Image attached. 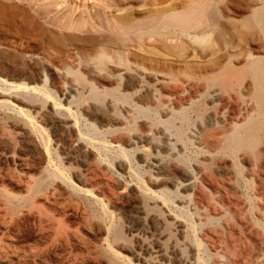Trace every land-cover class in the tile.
<instances>
[{"label":"rangeland","instance_id":"1","mask_svg":"<svg viewBox=\"0 0 264 264\" xmlns=\"http://www.w3.org/2000/svg\"><path fill=\"white\" fill-rule=\"evenodd\" d=\"M13 1L0 0L10 5L7 11L0 5V78L23 60L41 68L40 79L17 68L6 81L20 85L11 94L33 106L24 108L48 146L22 116L0 105V264H125L112 251L132 264H196V249L205 264H264V127L249 148L236 142L257 115L249 66L264 58V40L251 17L263 0H215L225 12L218 9L220 25L200 43L175 33L170 19L141 15L144 34L129 32L123 48L102 45L94 40L100 33L80 30L78 21L65 30L69 0ZM94 1L72 3L80 9ZM75 6L77 18L83 7ZM34 86L47 96L25 91ZM54 117L64 127L53 125ZM40 151L52 160L48 170ZM129 164L150 194L126 171ZM52 167L67 175L69 186L51 176ZM185 170L195 177L190 188H180ZM158 193L169 196L173 212ZM179 209L189 213L194 230L179 232V224L186 226Z\"/></svg>","mask_w":264,"mask_h":264},{"label":"bare ground","instance_id":"2","mask_svg":"<svg viewBox=\"0 0 264 264\" xmlns=\"http://www.w3.org/2000/svg\"><path fill=\"white\" fill-rule=\"evenodd\" d=\"M13 1V0H12ZM32 1V0H31ZM83 2V0H80ZM88 1V0H87ZM93 1V0H92ZM97 2H95L96 4L93 5V4H90L92 6H89V4L87 6L84 7V4L85 3H82L80 9L83 7V9H79L78 7H76L74 5V3L76 4L75 0H69V2H71V5L75 6L76 8H78L79 10V13L77 12L78 14V17L77 18H74V14H75V8L73 6H71V9H69V16L66 18V21H65V25L66 26V29L67 31H69L68 29H70L71 31V28L73 27V24H74V21H78L79 22V25L81 24L82 27H80L79 29L83 31H86V32H90V28L94 29V31H97L99 32L100 34L99 37H94V40L95 38L97 39L98 42H101L102 45H109L110 47H116V48H123L124 44H123V39L124 37H126V35L129 33V32H132L133 31V34L135 35V37H141V34H144L143 31H141L142 29L140 28L142 26V23L140 24V19L139 17L142 15H144L143 17H141V20L143 18H145L146 20L148 19H151L153 21H157L156 19H160V18H164L167 20H171L173 23H172V28L174 26V28H177L176 31H174L175 33L177 32L179 35H183L184 37L188 38L192 43H198L200 41V39L204 38V37H208L210 36L212 33H214V30L217 29L218 25L219 24V12H218V9L221 7H219L217 9V7L215 6L214 3H216L217 1L215 0H172V2H170L166 6H163L161 8H157L155 7L156 4H160L162 3L163 1L165 0H96ZM14 2V1H13ZM74 2V3H72ZM93 2V3H94ZM10 3V2H9ZM12 3V2H11ZM33 3V2H32ZM57 3V2H56ZM78 3V2H77ZM141 3H143L141 5ZM220 3V2H218ZM27 4V3H26ZM252 4V3H251ZM1 7L4 9V10H8L10 8V5L7 3V5L3 2L2 4L0 3ZM16 5V3H15ZM14 3L12 6H15ZM18 5V4H17ZM16 5V6H17ZM21 5V3H20ZM23 5V4H22ZM219 5V4H217ZM244 5V4H243ZM19 6V5H18ZM26 6L27 5H23ZM28 6H29V3H28ZM154 6V7H153ZM22 7V6H21ZM31 7V6H29ZM28 7V9H30ZM225 7V6H223ZM249 7V6H248ZM247 7V8H248ZM20 8V7H19ZM32 9V8H31ZM47 9V8H46ZM45 9V11H46ZM54 9V8H53ZM67 9V10H68ZM242 9V8H241ZM22 10V9H21ZM65 10V9H64ZM220 10V9H219ZM222 10V9H221ZM220 10V11H221ZM248 10V9H247ZM23 11V10H22ZM26 11V9H25ZM24 11V13H25ZM28 11V10H27ZM44 11V10H43ZM223 11V10H222ZM221 11V13H222ZM242 11V10H241ZM240 11V12H241ZM244 11V10H243ZM14 12V11H13ZM29 12V11H28ZM35 12V11H34ZM55 12V11H54ZM63 12H67V11H63ZM68 12V13H69ZM225 12V11H223ZM239 12V13H240ZM74 13V14H73ZM223 14V13H222ZM238 14V13H237ZM49 16V15H48ZM53 16V15H52ZM6 18V17H5ZM70 19V21H69ZM163 19V20H164ZM252 22L254 24V26H256L259 31H261L262 33V37H263V40H264V0H263V3H262V6L260 4V7L257 8L254 13L252 14ZM6 20V19H5ZM150 20V21H151ZM9 22V21H8ZM154 23V24H153ZM151 25L149 23H147L149 26V28H151L152 30H154V28L157 27L156 23L153 22ZM169 23V22H168ZM223 23V22H222ZM11 24V23H10ZM76 24V22H75ZM146 24V25H147ZM158 24V23H157ZM226 24V23H225ZM224 24V25H225ZM64 25V26H65ZM144 25V24H143ZM224 25H222L223 27H225ZM62 26V27H61ZM78 26V25H76ZM75 26V27H76ZM169 25H161V28L163 29H166L167 27H169ZM44 27V26H43ZM60 29L63 28V25H59ZM97 27V28H96ZM228 28L230 26H227ZM68 28V29H67ZM77 28V27H76ZM75 28V30H76ZM170 28V27H169ZM221 28V27H220ZM52 29V28H51ZM162 29V30H163ZM168 29V28H167ZM232 29V28H231ZM74 30V28H73ZM45 31V30H44ZM60 32H62L61 30H59ZM165 31V30H164ZM226 31V30H225ZM79 31H77L78 33ZM82 32V31H81ZM80 32V33H81ZM220 34L222 32V30H219ZM224 32V30H223ZM227 32V31H226ZM234 32V31H233ZM89 34V33H88ZM97 34V33H96ZM235 34V33H234ZM255 34V33H254ZM71 35V33H70ZM73 35V34H72ZM83 35V33H82ZM85 35V34H84ZM94 35V34H93ZM233 35V34H232ZM61 36V35H59ZM65 36V35H64ZM89 36V35H88ZM230 36V35H229ZM82 37V36H81ZM80 37V38H81ZM217 37V36H216ZM240 37V36H238ZM58 38V37H56ZM69 38V37H67ZM92 38V37H91ZM93 39V38H92ZM175 39V38H174ZM240 39V38H239ZM242 39V38H241ZM252 39V38H251ZM81 41V40H80ZM125 41V40H124ZM152 41V40H151ZM160 41V40H159ZM126 42V41H125ZM130 42V41H129ZM138 42V41H137ZM145 42V41H144ZM161 42V41H160ZM166 42V41H165ZM94 43V42H93ZM100 43V44H101ZM175 43V42H174ZM173 43V44H174ZM200 43V42H199ZM234 43V42H233ZM148 44V43H147ZM176 44V43H175ZM174 44V45H175ZM264 44V43H262ZM261 44V46H262ZM84 45V44H83ZM101 45V46H102ZM164 45V44H163ZM172 45V44H171ZM180 46V45H179ZM190 46V45H189ZM235 46H237L235 44ZM108 47V46H107ZM187 47V46H186ZM199 47V46H198ZM264 47V45H263ZM105 48V47H104ZM170 48V47H169ZM178 48V47H177ZM203 48V47H202ZM239 48V46H238ZM249 48V47H248ZM109 49V48H108ZM127 49V48H126ZM152 49V48H151ZM149 49V50H151ZM124 50V49H123ZM131 50V49H130ZM164 50V49H163ZM168 50V49H167ZM172 51V49H170ZM249 50V49H248ZM61 51V50H60ZM161 51V50H160ZM181 51V50H180ZM197 51V50H196ZM167 52V51H166ZM218 52V50H217ZM171 53V52H170ZM183 53V52H182ZM243 53V52H242ZM150 54V53H149ZM157 54V53H156ZM169 54V53H168ZM172 54V53H171ZM181 54V53H180ZM203 54V53H202ZM223 54V53H222ZM104 55V53H103ZM209 55V54H208ZM219 55V54H218ZM225 55V54H224ZM132 56V55H131ZM169 56V55H168ZM222 56V55H221ZM220 56V57H221ZM233 56V55H232ZM262 56V55H261ZM151 57V56H150ZM156 57V56H155ZM176 57V56H175ZM215 57V56H213ZM264 57V56H263ZM161 58V57H160ZM207 58V57H206ZM224 58V57H223ZM242 58V57H241ZM15 59V58H14ZM179 59V58H178ZM186 59V58H185ZM203 59V58H202ZM225 59V58H224ZM176 60V59H175ZM34 61V60H33ZM33 61H30L29 64L26 63V61L24 62V60L22 61L21 64V67L20 66H16V65H13V69L12 71L10 70L11 73L8 74L5 73L6 75L8 76H11V75H14V72L13 70H17V68L21 69L20 71H23V73H27L26 76L27 77H31L33 74L32 73H35L34 75H36V77L38 79L42 78V72H41V68H39L36 63H34ZM196 61V60H195ZM16 62V61H15ZM96 62V61H95ZM1 63V62H0ZM8 63V62H7ZM26 63V64H25ZM30 63L33 65H30ZM85 63V62H84ZM20 64H17V65H20ZM69 64V63H68ZM26 65H29L28 67H26ZM195 68V67H194ZM202 68V67H201ZM3 68H0V72H2ZM117 69V68H116ZM217 69V67H216ZM228 69V68H227ZM249 69L250 71H253L254 72V81H255V95H256V98H257V104H258V108H257V115L252 118L251 120L248 121V123L245 125V127L242 129V131L239 133L238 135V138L236 139V142H237V147L238 149L241 148V149H245V148H249L253 142L255 141V138H256V134L258 133L259 130L262 129V127H264V58H261L260 60L252 63L250 66H249ZM259 69V70H258ZM196 70V69H195ZM204 70V69H203ZM202 70V71H203ZM212 70V69H211ZM219 70V69H218ZM5 71V70H4ZM33 71V72H31ZM201 71V70H200ZM213 71V70H212ZM150 72V71H149ZM204 72V71H203ZM17 73V72H16ZM22 73V75H23ZM11 74V75H10ZM20 74V73H19ZM157 74V73H156ZM4 75L6 78H0V105H3L5 106L6 108H8L9 110H13V112L15 111L18 115L22 116V118L25 119V121L27 122V124L32 128L34 129L35 131H37L40 135V133L43 135V130L42 128L40 129V127L35 124L33 122V118L32 116L30 115V111L25 109L27 107H30L32 108L33 106H31L29 103H27V101L25 99H23V97H19L18 95L17 96H13L11 93V91H13L12 89H21L20 88V85H16V84H8L6 79H7V76ZM252 75V74H251ZM104 76V75H103ZM231 76V75H230ZM229 76V77H230ZM23 77H25L23 75ZM29 77V78H30ZM55 77V76H54ZM98 77V76H97ZM105 77V76H104ZM133 77V76H132ZM191 77H192V74H191ZM233 77V75H232ZM96 78V77H94ZM108 78V77H107ZM37 79V80H38ZM137 79V78H136ZM174 79H175V76H174ZM228 79V78H227ZM59 80V79H58ZM106 80V79H105ZM129 80V79H128ZM159 80V79H158ZM95 82V81H94ZM155 82V81H154ZM185 82V81H184ZM12 83V82H11ZM34 83V82H33ZM101 83V82H100ZM183 83V82H182ZM132 84V83H131ZM130 84V85H131ZM201 84V83H200ZM72 85V84H71ZM204 85V84H203ZM39 86V85H38ZM133 86V85H132ZM194 86V85H193ZM23 87V86H22ZM35 87V86H34ZM32 87L31 89H26L25 91L29 90V91H41L43 92L42 90L40 89H37L36 87L34 88ZM26 88V87H24ZM28 88V87H27ZM55 88H57L55 86ZM146 88V87H144ZM202 88V87H201ZM18 89V90H19ZM23 89V88H22ZM60 89V88H59ZM178 89V88H177ZM196 89V88H195ZM181 90V89H180ZM188 91V90H187ZM88 92V91H87ZM148 92V91H147ZM163 92V91H162ZM34 93V92H33ZM41 94V93H40ZM44 94V96L47 94L45 92L42 93V95ZM169 94V93H168ZM189 94V93H188ZM39 95V94H37ZM146 95V94H145ZM150 95V94H149ZM191 95V93H190ZM39 97V96H38ZM25 98V96H24ZM42 98V97H41ZM48 98V97H47ZM150 98V97H149ZM214 98V97H213ZM145 99V98H144ZM147 99V98H146ZM136 100V99H135ZM151 101V100H150ZM224 102V101H223ZM153 103V102H152ZM151 103V104H152ZM54 105L55 106H59V104L56 103V101L54 102ZM239 105V104H238ZM252 106V105H251ZM25 107V108H24ZM234 107V106H233ZM36 108V107H35ZM33 108V109H35ZM47 108V107H46ZM62 108V107H61ZM99 108V107H98ZM37 109V108H36ZM59 109V108H58ZM66 109V108H65ZM250 109V107L248 108V110ZM89 110V109H88ZM87 110V111H88ZM127 110V109H126ZM62 111V110H61ZM69 112V111H68ZM40 113V112H39ZM88 115H91V112H87ZM64 114H65V111H64ZM92 114L94 115H99L98 114V111H92ZM50 115V114H49ZM54 116V115H53ZM70 116V115H69ZM86 116V115H85ZM102 116V115H101ZM104 116V115H103ZM231 116V114H230ZM233 116V115H232ZM91 116H89L90 118ZM227 117V116H226ZM244 117V116H243ZM45 118V117H44ZM51 118V117H50ZM93 118V117H91ZM99 118V117H97ZM112 118V117H111ZM234 118V117H233ZM75 119V118H74ZM102 119V118H101ZM100 119V120H101ZM107 119L109 120L110 118L107 117ZM239 119V118H238ZM67 120V119H66ZM82 120V119H81ZM105 120V118H104ZM103 120V121H104ZM230 120V119H229ZM53 125H56L60 128L64 127V123L61 124L60 121H58L55 117L51 119V121ZM95 122V121H94ZM115 122V121H114ZM237 122V121H236ZM75 123V122H74ZM73 123V126L75 127V124L74 125ZM97 123V122H96ZM18 124V123H17ZM107 126V125H106ZM198 126V125H197ZM196 126V127H197ZM78 126L76 125V128ZM101 127V126H99ZM30 128V129H31ZM160 128V127H159ZM79 129V128H78ZM66 130V129H65ZM199 130V129H197ZM212 130V129H211ZM263 130V129H262ZM30 133H31V130H29ZM34 131V132H35ZM50 131V130H49ZM67 131V130H66ZM70 131V130H69ZM69 131H67L69 133ZM73 131V130H72ZM76 131V129H75ZM165 131V130H164ZM206 131V130H205ZM71 132V131H70ZM72 133V132H71ZM260 133V132H259ZM65 134V133H64ZM38 135V136H39ZM41 135V136H42ZM77 135L78 137H80L83 141H93L91 135L89 136V134H85L83 132H81L80 130L78 131L77 130ZM124 135V134H123ZM41 143L42 145L46 148L48 146V138L45 139V136L44 135L41 137ZM76 136V135H75ZM28 137V135H27ZM74 137V136H73ZM123 137V136H122ZM126 137V136H125ZM173 137V136H172ZM39 139V138H38ZM61 139V138H60ZM113 139V138H112ZM115 139V138H114ZM203 139V138H202ZM206 139V138H205ZM212 139V138H211ZM31 141V140H30ZM213 141V140H212ZM22 142V141H21ZM108 142V141H107ZM118 142V141H117ZM126 142V141H125ZM139 142V141H138ZM232 140L229 141V144H231ZM24 143V142H23ZM55 143V142H54ZM91 143V142H90ZM122 143V142H121ZM127 143H131V138L129 137V139L127 140ZM137 143V142H136ZM33 144V143H32ZM35 144V143H34ZM68 144V143H67ZM83 144V143H82ZM92 144V143H91ZM98 144V143H97ZM213 144V143H212ZM215 144V143H214ZM36 145V144H35ZM38 145V144H37ZM64 145V144H63ZM96 145V144H95ZM128 145V144H127ZM180 145V144H179ZM5 146V144H4ZM33 146V145H32ZM92 146V145H91ZM107 146V145H106ZM34 147V146H33ZM32 147V148H33ZM39 147V146H38ZM43 147V148H44ZM60 147V146H59ZM83 147V146H82ZM109 147V146H108ZM111 147V146H110ZM109 147V148H110ZM35 148V147H34ZM54 148V147H53ZM121 148V147H120ZM81 149V148H80ZM119 149V148H118ZM179 149V148H178ZM40 150V148H39ZM88 150V149H87ZM163 150V149H162ZM43 151V150H42ZM40 151V152H42ZM47 151V150H46ZM78 151V150H77ZM93 151V150H92ZM111 151V150H110ZM48 152V151H47ZM82 152V151H81ZM90 150L89 151H85L86 155H90ZM163 152V151H162ZM264 152V151H263ZM43 153V152H42ZM84 153V152H82ZM98 153V152H97ZM165 153V152H164ZM36 154V153H35ZM64 154V153H63ZM114 154V153H113ZM47 155H49V153H47ZM46 155V153L44 152L42 154V161H43V165L44 167L48 170V168L50 167V161L52 162V160ZM92 155V154H91ZM95 155V154H94ZM123 155L124 159H129L128 157V154L125 150L121 149V156ZM78 156V155H77ZM84 157V155H81ZM123 157H120L123 159ZM82 158V157H81ZM80 160V158H79ZM85 160H86V157H85ZM68 161V160H67ZM108 160H106L107 162ZM129 161V160H128ZM250 161V160H249ZM78 162V161H77ZM243 162V161H242ZM248 163V162H246ZM79 164V163H78ZM110 164V163H109ZM116 164V163H115ZM219 164V163H218ZM243 164V163H242ZM126 166V165H125ZM54 167H56L54 165ZM89 167V166H88ZM112 167V166H111ZM123 167V166H122ZM225 168H227L226 166H224ZM223 167V168H224ZM87 168V167H86ZM85 168V170H87ZM95 168V167H93ZM109 168V167H108ZM114 168V167H113ZM236 168V167H235ZM248 168V167H246ZM262 168V167H260ZM53 169V167H52ZM51 169V170H52ZM59 169V168H58ZM58 169H53L52 171H48V172H51V176H53L54 178H57V179H60L61 181H63L66 185H70V181H69V178L67 177L66 174H64L62 171L58 170ZM126 171H128V173L130 172L137 181L136 185L138 184V188L140 187V189L142 191H144L145 193L147 194H150L149 193V188L146 189L144 187V185H142L143 183H141L139 180V178L137 177V173L134 172L133 168H131V165L129 164V166L127 168H125ZM229 169V168H228ZM90 170V169H89ZM105 170V169H104ZM123 171H125L124 169H122ZM136 170V169H135ZM198 170V169H197ZM37 171V170H36ZM106 171V170H105ZM125 171V172H126ZM193 172V171H192ZM196 172V171H195ZM228 172V171H227ZM231 172V171H230ZM86 173V172H85ZM127 173V172H126ZM136 173V174H135ZM199 173V172H198ZM50 174V173H49ZM48 174V176H49ZM163 174V173H162ZM206 174V173H205ZM227 174V173H226ZM100 175V174H99ZM131 175V176H132ZM141 175V174H140ZM222 175V174H221ZM103 176V175H102ZM215 176V175H214ZM228 176V175H227ZM254 176V175H253ZM90 177V176H89ZM120 177V176H119ZM133 177V178H134ZM200 177V176H199ZM116 178V177H115ZM183 178V177H182ZM261 178V177H260ZM109 179V178H108ZM216 179V178H215ZM73 180V179H72ZM82 180V179H81ZM98 180V179H97ZM163 180V179H162ZM195 180V177L194 175L188 171V170H185L184 171V179H183V183H181V186L180 188H190L191 184L193 183V181ZM207 180V179H206ZM106 181V180H105ZM150 181V180H148ZM203 181V180H202ZM60 182V181H59ZM97 182V181H96ZM99 182V181H98ZM101 182V181H100ZM256 182V181H255ZM259 182V181H258ZM264 182V181H263ZM89 183V182H87ZM123 183V182H122ZM152 183V182H151ZM150 183V184H151ZM199 183V182H198ZM215 183V182H214ZM118 184V183H117ZM262 184V182H261ZM88 185V184H87ZM205 185V184H204ZM217 185V184H216ZM59 186V185H58ZM119 186V185H118ZM174 186V185H173ZM72 187V185H71ZM258 187V186H257ZM78 188V187H76ZM81 188V187H80ZM132 188V187H131ZM196 188V187H195ZM206 188V187H205ZM156 189V188H155ZM136 190V189H135ZM259 190V189H258ZM257 190V191H258ZM157 192V191H156ZM82 193V192H81ZM66 194V193H65ZM89 194V193H88ZM214 194V193H213ZM239 194V193H238ZM93 195V193H92ZM110 195V194H109ZM194 195V194H193ZM137 196V195H135ZM154 198L155 195H153ZM204 196V195H203ZM210 196V195H209ZM61 197V196H60ZM66 197V196H64ZM125 197V196H124ZM195 197V196H194ZM202 197V196H201ZM93 198V197H92ZM95 198V197H94ZM137 198V197H136ZM162 201V204L164 206H166L165 208H168V209H172V201L171 199L169 198V196H166V194L164 193H158V199L160 201ZM197 199H202V198H197ZM94 200V199H93ZM98 200V199H97ZM135 200V199H134ZM133 200V201H134ZM203 200V199H202ZM96 201V200H95ZM100 201V200H99ZM115 201V200H114ZM132 201V200H131ZM204 201V200H203ZM202 201V202H203ZM113 202V201H112ZM135 202V201H134ZM200 202V201H199ZM102 203V202H100ZM99 203V204H100ZM201 204V203H200ZM227 204V203H226ZM237 204V203H236ZM69 205V204H68ZM103 205V204H102ZM111 205V204H110ZM222 205V204H221ZM104 207V206H103ZM176 208V207H175ZM106 210V208H102L100 210ZM191 210V209H190ZM119 211V210H118ZM172 211V210H171ZM186 211V210H185ZM185 211H183V209H179L178 211V217L183 219L184 222L186 223V226L183 224H179L178 226L180 227L179 228V232L180 233H184V231H186V229H191L189 231H192L195 229V225L191 222L190 220V217H189V213L187 214ZM232 211V210H231ZM230 211V212H231ZM105 212V211H104ZM110 212V211H109ZM167 212H169L167 210ZM173 212V211H172ZM177 212V211H176ZM220 213V212H219ZM110 214V213H109ZM129 214V213H128ZM239 214V213H238ZM132 215V214H131ZM174 215V214H173ZM204 216V215H203ZM247 216V215H246ZM129 217V216H128ZM136 217V216H135ZM215 217V216H214ZM238 217V216H237ZM138 218V217H137ZM107 219V218H106ZM110 219V218H109ZM131 219V218H130ZM140 219V218H139ZM138 219V220H139ZM108 220V219H107ZM154 220V219H153ZM177 221V219H175ZM111 221H109L110 223ZM112 223V222H111ZM197 223V222H196ZM226 223V222H225ZM113 224V223H112ZM110 224V225H112ZM109 225V224H108ZM138 225V224H137ZM113 226V225H112ZM244 226V225H243ZM135 227V226H134ZM109 228V227H108ZM161 228V227H160ZM210 228V227H209ZM237 228V227H236ZM95 229V228H94ZM111 229V227L109 228V230ZM142 229V228H141ZM147 229V228H146ZM106 230V229H104ZM108 230V229H107ZM106 230V231H107ZM108 230V231H109ZM205 230V229H204ZM257 230V229H256ZM96 231V230H95ZM104 232L105 235H108L107 232ZM141 231V230H140ZM154 231V230H153ZM241 231V230H240ZM102 232V231H101ZM187 232V231H186ZM91 234V233H90ZM222 234V233H221ZM211 235V234H210ZM257 235V234H256ZM249 236V235H248ZM255 236V235H254ZM259 236V235H258ZM110 237V236H109ZM196 237V236H195ZM192 237L194 238L193 242L195 245L198 246V241H197V237ZM239 237V236H238ZM107 238L106 236L104 237V239ZM233 238V237H232ZM248 238V237H247ZM252 238V237H251ZM103 239V238H102ZM103 239V241H104ZM101 240V238H100ZM206 240V239H205ZM239 240V239H238ZM210 241V240H209ZM222 241V240H221ZM248 243V242H247ZM105 244H107V242H105ZM249 244V243H248ZM254 244V243H253ZM109 245V244H108ZM107 245V246H108ZM111 246V245H110ZM108 246L109 248H107L108 250L111 249V247ZM135 246V245H134ZM208 246V245H207ZM199 247V246H198ZM210 247V246H209ZM225 247V246H224ZM140 248V247H139ZM114 250H116L115 248H113ZM138 249V248H137ZM118 250V249H117ZM243 250V249H242ZM111 251V250H110ZM197 251V249L195 250ZM193 252V256L196 257V264H205L204 261L201 259V257L199 258L196 254V252ZM200 251V250H199ZM221 251V250H220ZM227 251V250H226ZM229 251V250H228ZM258 251V250H257ZM159 251H157L158 253ZM161 252V251H160ZM111 253V252H110ZM112 253L114 254V256L116 257H119L121 260H123L125 262V264H132L130 262V260H128V258L126 259L123 256H121L120 254H118L117 252H114L112 251ZM121 253V252H120ZM190 253V252H189ZM227 253V252H226ZM232 253V252H231ZM241 253V252H240ZM249 254V253H248ZM126 256V255H125ZM144 256V255H143ZM226 256V255H225ZM234 256V255H233ZM115 257V258H116ZM131 257V256H130ZM232 258V257H231ZM230 258V259H231ZM234 258V257H233ZM118 259V258H117ZM253 260V259H252ZM195 261V260H194ZM229 261V260H228ZM248 261V260H247ZM255 262V261H254ZM217 263V262H216ZM233 263V262H231ZM246 264V263H245ZM255 264V263H254Z\"/></svg>","mask_w":264,"mask_h":264}]
</instances>
